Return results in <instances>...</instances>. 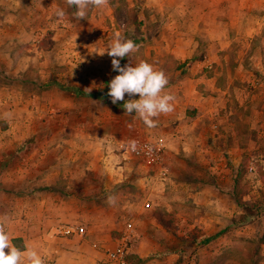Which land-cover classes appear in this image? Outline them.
Here are the masks:
<instances>
[{
  "label": "rangeland",
  "instance_id": "obj_1",
  "mask_svg": "<svg viewBox=\"0 0 264 264\" xmlns=\"http://www.w3.org/2000/svg\"><path fill=\"white\" fill-rule=\"evenodd\" d=\"M190 3L109 0L105 7L89 5L78 20L66 0H0V218L13 209L11 220L16 218L15 197L23 196L29 209V195H45L47 185L29 183L46 176L35 167H63L55 192L61 185L68 197L89 198L90 206L110 213L118 202L137 217L148 209L156 215L154 225H134L168 245L169 251L149 253L148 263L264 264V2L257 0L262 26L250 42L234 38L222 49L200 42L180 58L195 46L178 41L194 31L190 13L182 9ZM58 9L65 15L58 16ZM117 33L139 45L121 66L144 60L167 75L165 91L175 98L181 129L184 109H194L177 93L195 101L192 90L202 92L197 99L203 108L191 127L197 148L189 144L184 151L179 142V152L163 156L165 171L176 169L190 184L185 188L171 175L162 186L158 179L167 171L161 176L156 165L123 157L120 145L158 136L168 143L176 125L163 122L161 114L148 127L125 112L123 101L111 103L107 84L118 73L111 57L99 54ZM222 209L228 215L220 227ZM28 218L14 223L28 231ZM5 223L11 238L21 230L6 218ZM80 223L86 228V221Z\"/></svg>",
  "mask_w": 264,
  "mask_h": 264
},
{
  "label": "crops",
  "instance_id": "obj_2",
  "mask_svg": "<svg viewBox=\"0 0 264 264\" xmlns=\"http://www.w3.org/2000/svg\"><path fill=\"white\" fill-rule=\"evenodd\" d=\"M234 1L236 2L235 4H233ZM256 6L257 0H191V3L182 7V9L190 13L188 15V20L194 23V31L187 35H181L178 41L183 42L187 39L190 43L194 42L195 46L188 52L183 53L184 55H180V58L189 57L190 54L196 50L200 42H204L210 46L220 44L222 45L220 49L224 48L223 45L229 44L234 38L244 39L250 42L256 34L258 27L262 26L260 23L261 21L258 19ZM157 8L159 11H166L165 7H162L163 9L160 7ZM217 54V50L215 52L211 51V54L208 53V57L212 58ZM186 75L189 76V72ZM185 78H187V76H185ZM197 81H199V79H197ZM192 91L195 93V101H191V99L186 96L185 92L183 93L180 91L177 93L182 99H185L186 102H190L194 109H184L182 117L186 119V125H184L182 129L177 121L179 116L176 114V110H178L176 106H174V110L171 113L162 114V116H164L162 117L163 122L169 121L172 125H176L174 131L171 133L172 135L168 134L171 135L170 137H172V139L167 143L164 158H166V155L174 156L179 152L178 147L180 143H183L182 149L184 151L185 145H195L192 141H195L196 137L195 133L191 131V127L195 125L197 114L202 111L203 106L200 105L197 99V96L200 98L202 92L199 89H193ZM211 127L217 128V124ZM44 168L45 169L42 170L35 167V171L38 170V174L43 171L46 173V176L41 178L43 182L41 183L40 181L39 183H35L31 181L29 183H32L31 186H37L39 184L47 185L45 189L47 192H45V195H41L40 192H34L29 195L30 199L32 198L28 202L29 209L23 206V202L26 201L23 196L15 197L14 199L19 210L16 211V218L11 220L13 214H15L14 209L13 211L4 212L5 214L2 217L10 220L13 227L15 226V230L21 229L17 231V234H14L12 238L10 237L11 241L13 238L21 239L20 244L23 245L21 250L35 249L38 254L45 259L46 264H113L107 261L105 252L117 246L122 232L125 231V223L130 221L133 224L132 233L135 238L133 245L131 248L129 247L128 251L129 254H135L141 259H144V262L141 264H153L146 262V258L151 252H155L156 250L169 251L166 241H159L158 238L152 237V234L148 230L144 232L142 230H134V225L137 221H141L146 225H148V223L150 225L158 223L156 215L148 211L150 209L146 210L143 217H137L132 213H128V211L126 212L124 207L118 202L112 204V206L114 205L113 208H115L114 213L102 209V206L99 207L97 204L95 205V203V206H90L91 201L88 200L89 198H82V196L68 197L65 195V192L62 191L63 187L61 185V190L55 192L57 188L54 186L61 184L59 180H62L61 178L66 169L63 167ZM166 171V176H159L158 184L164 186L165 181L163 180L170 178L171 175L172 179L170 180H173V182L175 181L180 187L185 188L190 185L180 179L176 169L169 168V170ZM92 182L94 181L92 180ZM213 193L215 194L216 192L214 191ZM110 196L111 195L106 196L109 198L107 200H110ZM91 199L92 202H94V199ZM221 211L222 214L220 216L219 225L223 227V220L225 224H227L225 217L228 214L223 209ZM27 214H29L30 219H28L30 220V224L28 225V231H25L26 229L24 227L20 228L16 226L14 220L18 219L21 223ZM120 217H123V220H120ZM73 218L79 220V223H74L77 225H81L80 222L82 220L86 221V228L82 225L84 227V233L82 235H63L59 233L58 229L61 226L73 224L68 223ZM214 225L217 226L218 224ZM152 229L154 230L153 227ZM206 232L209 231L206 230ZM210 234H212V232L209 233V235ZM160 262L163 264V261Z\"/></svg>",
  "mask_w": 264,
  "mask_h": 264
},
{
  "label": "clouds",
  "instance_id": "obj_3",
  "mask_svg": "<svg viewBox=\"0 0 264 264\" xmlns=\"http://www.w3.org/2000/svg\"><path fill=\"white\" fill-rule=\"evenodd\" d=\"M69 7L77 9L76 19H84L89 5L100 8L108 5L109 0H66ZM58 16H64L63 9L57 10ZM139 45L132 39L117 33L105 51L111 57L112 70L117 72L107 84V95L111 103L123 101V109L129 115L135 114L148 127L156 126V118L174 110V96L165 89L168 77L153 64L140 60L133 65L131 62L121 66L120 61L137 52ZM90 91V89H89ZM125 95L129 97L125 100ZM138 95V99L133 96ZM111 199V198H110ZM0 264H46L45 259L35 249L21 250L11 241L6 230L5 218H0Z\"/></svg>",
  "mask_w": 264,
  "mask_h": 264
},
{
  "label": "built area",
  "instance_id": "obj_4",
  "mask_svg": "<svg viewBox=\"0 0 264 264\" xmlns=\"http://www.w3.org/2000/svg\"><path fill=\"white\" fill-rule=\"evenodd\" d=\"M166 139L162 136L155 137L154 139H147L137 143H127L125 145H120L123 150V157H134L145 161L147 163L156 165L158 172L161 176L166 174L163 164V156L166 149ZM253 167L250 166L249 170ZM148 201L145 202V206H149ZM58 232L63 235L79 234L84 233V227L77 224H66L58 229ZM133 224L130 221L125 223V231L122 232L121 237L117 246L113 249L106 250L105 255L108 262L113 264H128L126 257L129 254L128 241L133 237Z\"/></svg>",
  "mask_w": 264,
  "mask_h": 264
},
{
  "label": "trees",
  "instance_id": "obj_5",
  "mask_svg": "<svg viewBox=\"0 0 264 264\" xmlns=\"http://www.w3.org/2000/svg\"><path fill=\"white\" fill-rule=\"evenodd\" d=\"M61 88L63 89H69L68 87H65L63 85H60ZM76 93H78L79 91L78 90H75ZM100 98L102 101L104 102H109L108 99H105V98H101V97H98ZM191 114V113H190ZM236 199V197H234ZM261 209L264 208V202L263 204L260 206ZM21 242V239L20 238H13L12 239V243L19 249H22L23 248V245L20 244ZM203 243H207V241H203ZM126 261L128 264H141L144 262V259H141L140 257H138L137 255L135 254H128L127 257H126Z\"/></svg>",
  "mask_w": 264,
  "mask_h": 264
}]
</instances>
